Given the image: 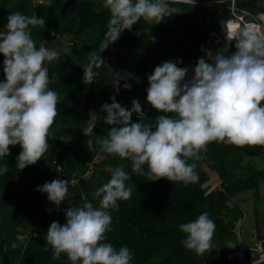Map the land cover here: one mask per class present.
<instances>
[{
	"label": "clouds",
	"instance_id": "1",
	"mask_svg": "<svg viewBox=\"0 0 264 264\" xmlns=\"http://www.w3.org/2000/svg\"><path fill=\"white\" fill-rule=\"evenodd\" d=\"M185 2L194 5L196 0ZM102 6L110 12V19L100 53L141 18L159 24L168 13L167 0H103ZM29 26L45 27V19L12 12L6 30L0 31L5 75L0 82V159L10 155L9 146L20 145L18 170L35 165L48 152L47 138L52 137L61 102L59 94L49 87L52 80L44 66L45 61L59 59V53L44 44L37 48ZM231 35L235 51L231 55L208 53L212 63L201 57L190 81L185 80L189 69L177 66L180 61H166L155 67L148 76L146 99L163 114L154 120L146 116L135 99L130 110L114 96L110 104H103V121L112 127L106 136L96 138L99 151L130 161L132 172L146 176L147 181L166 178L187 186L199 181L196 161L206 158L210 143L264 146V32L243 26ZM88 60L83 67L85 84L99 76L97 70L105 63L94 51L89 52ZM120 79L121 74L116 73L113 84L117 91ZM123 87L130 90L131 85L124 83ZM133 114L139 122L132 121ZM89 117L83 134L92 152L95 146L91 137L100 117L94 112ZM8 171L7 163L0 165V175ZM103 171L111 178L94 192L101 198L99 206L84 201L82 206L68 207L66 223L53 221L47 228L53 259L65 253L72 264H131L133 253L127 246L117 250L105 241L106 233L114 231L112 212L119 209L118 201L129 200L137 187L126 184L131 176L124 164L107 165ZM69 183L54 179L36 190L47 193L48 200L59 207L70 195ZM227 206L233 205L228 202ZM215 229V222L204 212L179 226V231L186 234L181 243L187 250L203 255L213 247Z\"/></svg>",
	"mask_w": 264,
	"mask_h": 264
},
{
	"label": "trees",
	"instance_id": "2",
	"mask_svg": "<svg viewBox=\"0 0 264 264\" xmlns=\"http://www.w3.org/2000/svg\"><path fill=\"white\" fill-rule=\"evenodd\" d=\"M33 1L17 0L14 6L7 10L2 6L4 9H0V22L3 24L0 23V26L5 28L4 18L12 12L19 11L27 16L35 15L45 19V27L29 26L34 41L44 40L48 32L83 37L86 43L74 50L75 61L88 64L90 51L101 55L105 61L97 70L99 76L93 78V85L85 91L81 99L83 115L94 112L105 116L106 113L101 110L102 105L110 104L114 96L122 107L129 110L132 107V100H138L142 111L152 120L163 113L157 112L146 99V89L149 87L148 76L163 62L181 60L179 63H182L186 60H195L198 56L197 45L201 42V37L211 30L219 34L221 32L220 24L214 20V14L221 13L224 21L229 16V10L226 8L230 4V0H221L224 8L217 9L213 5H206L213 2L212 0H196L194 5L175 2L173 4L180 7L183 12L172 24H169L166 17L159 24H155L152 20L147 22L141 18L131 30H124L115 43L100 53L99 46L110 19V12L102 6L103 0H51L48 4L32 3ZM234 4L249 11L252 16L264 14V0H234ZM200 13L206 16H199ZM192 15H194L193 20H191ZM245 19L250 20L251 17H245ZM183 37L187 39L184 40ZM226 41L228 40L222 35L220 44L225 45ZM231 42L230 53L235 48V41ZM134 50L141 52V58L136 63L137 70L127 77L126 60L129 58V53ZM3 60L4 56L0 54V82L5 80ZM111 63L113 66L110 68ZM187 65L189 64L181 67ZM44 66L48 69L49 75L55 76V80L50 84L51 90L56 91L59 96L64 95L65 100L74 95L77 89L81 90L84 87V74L81 68L70 64L67 58L59 56V59L49 63L45 61ZM116 73L121 74L119 91L113 84ZM124 83L131 85L130 90L123 87ZM79 101V98H72L73 105L63 106L66 108L65 111L58 110L59 114L52 126L54 129L51 131L52 137L49 138L50 151L46 159L50 163L55 160L65 170L76 168L83 170L90 162V157L101 154L103 161L102 168L96 174L99 178L96 183L97 189L111 178L110 173L103 171L107 165L112 167L125 165V171L131 176L126 184L136 186L137 190L134 187L129 200L118 201L119 209L112 212L114 231L106 233L105 242L111 243L117 250L127 246L133 253L131 264H226V254L242 244L237 239L234 226L237 221L242 220V212L231 202V199L237 193L249 190L252 191L253 200H256L258 181L264 177L263 170L242 167L241 160L244 157H257L264 154V146L237 147L212 142L208 145L206 158L196 161V171L199 174L197 183L185 186L183 182H170L166 178L156 182L147 181L146 176L132 172L130 161L100 152L98 144L94 143L95 150L89 151L88 137L76 145L61 140L62 136L74 135L77 138L82 136L81 128L76 127L81 119L75 110ZM152 120L147 122H154ZM132 121L139 122L136 114H133ZM111 127L109 125L108 129H96L93 133L106 136ZM21 151L20 145H17L16 158ZM238 169L244 170L245 174L235 175ZM24 170H18L17 167L10 168L6 174L0 175V188L10 187L16 189L17 193H22L24 185L21 181L25 177ZM145 170H147L146 165ZM208 171L218 176L219 188L205 192L202 186L208 179ZM89 190V183L84 180H80L73 187L71 201L74 207L82 206L84 201L94 202L90 198ZM83 194L86 195L85 198H82ZM46 197V193L37 191L27 208L24 210L21 208L23 211L19 216L22 222L32 226L34 236L26 241L20 252L11 255L8 262L4 264H72L65 253H62L58 259H53L51 245L48 244L45 247L43 244L49 225L53 221L59 222L58 214H51L47 210L40 209L41 202ZM100 199L96 197L97 207ZM228 202H231L233 206L228 207ZM0 205L2 206L1 202ZM204 212L209 213L210 218L215 222L213 239H217L219 246L212 247L203 255H197L194 251L187 250L181 243L186 234L179 231V226L194 221ZM255 235L257 238H263L256 231ZM224 239L226 244L222 242Z\"/></svg>",
	"mask_w": 264,
	"mask_h": 264
},
{
	"label": "rangeland",
	"instance_id": "3",
	"mask_svg": "<svg viewBox=\"0 0 264 264\" xmlns=\"http://www.w3.org/2000/svg\"><path fill=\"white\" fill-rule=\"evenodd\" d=\"M51 0H34L32 3H42V4H48ZM213 2L206 3L207 6L213 5L217 9H223L221 0H212ZM228 1V0H224ZM17 2V0H0V9L3 7L7 10L14 6V3ZM168 3V13L165 14V17L169 24H172L181 14L182 9L173 3H175L174 0H167ZM181 3V2H180ZM188 3V2H187ZM203 5V4H202ZM205 5V4H204ZM230 5V4H229ZM3 6V7H2ZM3 8V9H4ZM226 8V7H225ZM229 10V6L227 8ZM169 14V15H168ZM199 16L205 17L206 14L200 13ZM7 17L4 18V22L7 24ZM194 15L191 16V20H193ZM147 22L150 20L143 18ZM223 16L221 13L214 14V20H216L221 27V32L216 33L215 31H208L205 33L204 37H201V42L198 43V46L201 43H207L208 51L214 56L217 51L224 52L228 55H231L230 50L232 48V42L231 40L226 41L225 45H221L222 43V35L224 36L223 32V24L224 21L222 20ZM3 24V22H0ZM5 24V25H6ZM4 25V26H5ZM199 27V22H198ZM6 28H3L0 26V31H5ZM263 32V31H261ZM225 37V36H224ZM184 40L187 39V37H183ZM37 48L44 44L45 47L55 50L59 53V56H63L67 58L68 62L70 64H75L79 66L84 74V66L87 65L82 62H76L74 57V50L82 46L84 43H86L85 39L83 37H72V36H64V35H57L51 32H48L47 37L42 41H35ZM220 44V45H219ZM235 49V48H234ZM128 60H126V63L128 64V70H127V77H129L131 74L134 73L135 70H137L136 63L139 62L138 59L141 58V52L134 50L129 53ZM198 56L195 58V60L190 61L186 60L182 63H179L181 67L184 64H192L195 63ZM181 61V60H180ZM49 63L48 61H46ZM207 62V61H206ZM213 62L210 60L208 63ZM119 63V62H118ZM196 64V63H195ZM112 63L110 68L112 67ZM137 72V71H136ZM49 78L52 80V82L55 80L54 75H49ZM84 83V82H83ZM93 85V82L90 84H85L84 87L80 90L77 89L75 94L70 96L68 100H65L64 95H60L61 102L57 106V110H63L65 111L66 108L63 106H71L73 103L71 102L72 98H79V104L77 107H75L76 112L79 115V122L76 127L81 128L82 132L84 129L88 126V120L90 119L89 115H86L82 113L81 111V99L84 96L85 91L90 88ZM50 87V85H49ZM68 104V105H67ZM100 119L97 121L95 127L93 130L96 129H108L107 124L103 121V115L97 114ZM83 117V121L82 120ZM54 129H51L53 131ZM97 137H103L99 133L93 134L91 137L94 141L93 143H96ZM48 137L47 139H49ZM87 138L82 133V136L80 138L75 137L74 135L70 136H62L61 140L65 142H69L72 145H76L77 143L84 141ZM88 140V138H87ZM50 144V141L47 142ZM10 148V155L6 158L0 159V165H3L5 163L8 164L9 169L10 168H16V148L15 146H9ZM49 151L44 154V156L35 164V165H29L25 168L24 173L25 177L21 181V183L24 185V191L22 193H17L16 189L6 187V188H0V202L2 206L0 205V264H4L8 262V259L13 256L15 253L20 252L26 241L28 239L32 238L34 236L32 226L29 224L22 222L20 218V213L25 208H27L28 204L32 200L33 196H35L37 190V186H42L44 183L48 182L46 178V172L49 168V161L46 159L47 155L49 154ZM103 161V156L101 154H96L93 157H90V162L86 166L85 169L81 170L80 168H76L74 170L69 169L65 170V173L69 176L67 179L69 183V192L70 195H68L65 200L62 202V204L57 207L55 204L51 203L48 200V196L44 199V201L41 202L40 209L41 210H51L49 211L51 214H58L59 216V222L60 224L66 223L65 219V210L68 207H74L71 201V196L73 192V187L78 184L80 180L87 181L89 183V192H90V198L93 199V205L96 206V197L94 196V192L97 189V182L99 181V178L96 174H98V170L102 168L101 163ZM241 165L244 168L252 167L254 169L263 170L264 171V154H261L257 157H244L241 160ZM64 168H66L64 166ZM74 171V172H73ZM76 171V172H75ZM75 174H77V178H74ZM235 175H241L243 176L245 174L244 170L238 169L234 173ZM73 177L74 183L70 180V178ZM49 183V182H48ZM202 188L205 190V192H208L211 189L219 188V178L214 172L208 171V179L203 184ZM82 194V193H81ZM47 195V193H46ZM82 198H85L86 195H82ZM231 202L238 206V208L242 212V220L239 221L240 224L238 225L236 223V236L237 239L242 242L243 245H249L252 240V233L254 230L264 238V177L261 178L258 181V198L256 200H253L252 197V191H244L237 193L234 195L231 199ZM23 208V210L21 209ZM255 209V211H254ZM44 246L47 247V239L44 237ZM224 244H226L225 239L222 240ZM219 243L217 239H213V247L218 248ZM247 255H250V253H246Z\"/></svg>",
	"mask_w": 264,
	"mask_h": 264
},
{
	"label": "built area",
	"instance_id": "4",
	"mask_svg": "<svg viewBox=\"0 0 264 264\" xmlns=\"http://www.w3.org/2000/svg\"><path fill=\"white\" fill-rule=\"evenodd\" d=\"M174 1L187 3L185 2V0ZM245 17H251V19L246 20ZM243 26H248L260 32H264V14L259 13L255 16H252L249 11L241 7H237L234 4V0H230L229 16L226 18L223 24V32L225 38L232 41L233 39L231 34L235 32L238 27ZM207 46V43H201L198 46V58L195 61L196 64L201 57H203L207 62L211 60L207 55L208 53H210L207 50ZM234 51L235 49L233 50V52ZM77 177V174H75L74 178ZM46 178L50 183L54 179L67 180L69 176L65 173V169H63V167L58 162L52 160L49 168L47 169ZM70 180L72 181L73 177L70 178ZM74 181L75 180H73L72 182ZM236 223L239 224V221H237ZM236 223L234 224L235 229L237 228ZM247 252L250 253V255H247ZM262 258H264V238H257L255 235V230L252 233V240L249 245L240 244L237 248L233 249L225 256L226 264H261L264 263V259Z\"/></svg>",
	"mask_w": 264,
	"mask_h": 264
},
{
	"label": "bare ground",
	"instance_id": "5",
	"mask_svg": "<svg viewBox=\"0 0 264 264\" xmlns=\"http://www.w3.org/2000/svg\"><path fill=\"white\" fill-rule=\"evenodd\" d=\"M182 66H183V65H182ZM195 66H196L195 63H193V64H189V65L185 66V67H187V68L189 69V71H188V73H187V75H186V78H185L186 81H190V80L193 78V76H194V68H195ZM182 83H183V82H182Z\"/></svg>",
	"mask_w": 264,
	"mask_h": 264
},
{
	"label": "water",
	"instance_id": "6",
	"mask_svg": "<svg viewBox=\"0 0 264 264\" xmlns=\"http://www.w3.org/2000/svg\"><path fill=\"white\" fill-rule=\"evenodd\" d=\"M50 140L49 139H47V142H49Z\"/></svg>",
	"mask_w": 264,
	"mask_h": 264
}]
</instances>
